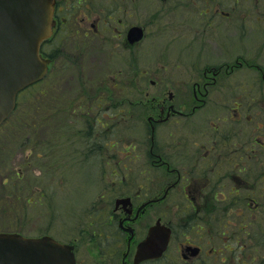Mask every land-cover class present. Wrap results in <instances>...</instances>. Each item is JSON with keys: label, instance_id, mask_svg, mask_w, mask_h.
Here are the masks:
<instances>
[{"label": "flooded vegetation", "instance_id": "1", "mask_svg": "<svg viewBox=\"0 0 264 264\" xmlns=\"http://www.w3.org/2000/svg\"><path fill=\"white\" fill-rule=\"evenodd\" d=\"M198 1L54 0L53 33L41 54L50 64L57 55L49 49L102 63L118 56L116 49L136 54L147 39L211 41L230 33L236 19L243 34L255 13L264 38V0ZM133 28L141 30L139 42L129 39ZM215 46L223 58L198 70L191 97L169 92L139 101L141 120L149 108L152 141L148 150L143 143V183L131 180L128 193L110 196L114 201L105 199L109 189L102 194L99 231L89 238L100 249L81 253L78 240L68 243L75 264H135L138 246L156 226L170 230V241L161 257L140 264H259L264 258L256 246L264 244V65L253 63L250 50L233 60L231 46L227 52ZM240 70L256 72L263 90L256 92L248 76L239 83ZM96 130L88 129L87 150L115 158L116 141L98 143Z\"/></svg>", "mask_w": 264, "mask_h": 264}, {"label": "rangeland", "instance_id": "2", "mask_svg": "<svg viewBox=\"0 0 264 264\" xmlns=\"http://www.w3.org/2000/svg\"><path fill=\"white\" fill-rule=\"evenodd\" d=\"M233 23L230 33L211 41L147 39L136 54L116 49L118 56L105 57L102 63L49 49L57 55L50 64V77L22 93L15 113L0 130V233L51 235L61 243L78 240L81 253L99 250L100 243L89 238L99 231L102 194L109 189L105 199L113 200L111 195L128 193V184L143 183L145 176L143 143L148 150L152 141L149 108L144 106L141 120L139 101L162 93L168 98L169 92L177 99L191 97L198 70L223 58L215 43L225 50L231 46L233 60L250 50L253 63L264 65L257 14L248 16L244 35L243 23L239 19ZM247 76L256 92L263 90L256 72L240 70L236 78L241 83ZM39 104L48 108L35 114ZM79 107H92V111L79 113ZM23 109L28 125L22 127ZM94 117L107 125L97 124ZM90 126L97 129L98 143L103 138L116 141L111 150L115 158L108 159L106 150L95 155L87 150ZM123 178L126 182L119 183Z\"/></svg>", "mask_w": 264, "mask_h": 264}, {"label": "water", "instance_id": "3", "mask_svg": "<svg viewBox=\"0 0 264 264\" xmlns=\"http://www.w3.org/2000/svg\"><path fill=\"white\" fill-rule=\"evenodd\" d=\"M53 4L54 0H0V126L14 110L18 94L47 73L39 50L52 33ZM141 37L137 28L129 34L131 42ZM169 237V230L152 228L137 249L135 264L161 257ZM0 264H75V256L72 246L51 236L0 233Z\"/></svg>", "mask_w": 264, "mask_h": 264}, {"label": "trees", "instance_id": "4", "mask_svg": "<svg viewBox=\"0 0 264 264\" xmlns=\"http://www.w3.org/2000/svg\"><path fill=\"white\" fill-rule=\"evenodd\" d=\"M129 84H130V83H129ZM129 84L126 83V85H129ZM124 85H125V84H124ZM130 85H131V84H130ZM35 86H37V85H35ZM35 86H34V87H35ZM125 87L127 88V93H130V87H127V86H125ZM29 90H30V89H29ZM21 96H22V94H21ZM21 96H20V97H21ZM19 99H20V98H19ZM56 100H57V98H56ZM56 100H54V102H53V104H55V105H57ZM43 102H44V101H43ZM133 103H134V102L129 103L128 105L131 106V104H133ZM47 108H48V105L45 104V105H42V106H41V105L39 104V105H37L36 107H34L33 110L35 111V114H36V113L39 114V113H41V111L44 112ZM54 108H55V106H54ZM21 113H22V115L24 114V115H23V118H21V121H22L21 123H23V124H22V127H23V126H27V125H28V123H27L28 118L25 116V114H26V113H25V110L23 109ZM35 125H36V124H35ZM35 125L32 123L31 127L34 128ZM18 177H19V176H18ZM256 246H257L258 248H261V249L264 250V244H258V245H256ZM259 260H260V261H259V264H264V258H261V259H259Z\"/></svg>", "mask_w": 264, "mask_h": 264}]
</instances>
